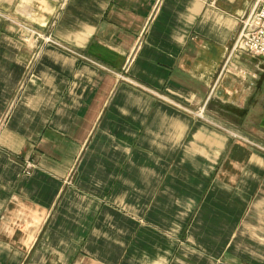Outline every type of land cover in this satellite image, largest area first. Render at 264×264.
<instances>
[{"label": "crops", "instance_id": "crops-1", "mask_svg": "<svg viewBox=\"0 0 264 264\" xmlns=\"http://www.w3.org/2000/svg\"><path fill=\"white\" fill-rule=\"evenodd\" d=\"M258 0H0V264H264Z\"/></svg>", "mask_w": 264, "mask_h": 264}, {"label": "built area", "instance_id": "built-area-1", "mask_svg": "<svg viewBox=\"0 0 264 264\" xmlns=\"http://www.w3.org/2000/svg\"><path fill=\"white\" fill-rule=\"evenodd\" d=\"M234 49L264 60V0H258L254 9L242 20Z\"/></svg>", "mask_w": 264, "mask_h": 264}, {"label": "rangeland", "instance_id": "rangeland-1", "mask_svg": "<svg viewBox=\"0 0 264 264\" xmlns=\"http://www.w3.org/2000/svg\"><path fill=\"white\" fill-rule=\"evenodd\" d=\"M246 17H247V16H246ZM246 17H245V18H246ZM245 18H244V19H245Z\"/></svg>", "mask_w": 264, "mask_h": 264}]
</instances>
